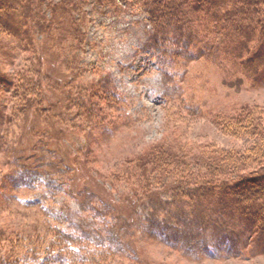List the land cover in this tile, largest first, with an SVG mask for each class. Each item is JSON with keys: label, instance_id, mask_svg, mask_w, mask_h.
<instances>
[{"label": "trees", "instance_id": "trees-1", "mask_svg": "<svg viewBox=\"0 0 264 264\" xmlns=\"http://www.w3.org/2000/svg\"><path fill=\"white\" fill-rule=\"evenodd\" d=\"M87 2L89 0H0V151L1 145L8 143L5 154L8 152L11 162H0V183L8 185L12 191L44 187L55 197L67 194L64 185L68 183L59 185L55 177L69 170L59 168L49 139L36 135L28 151L10 152L8 145L13 144L16 130H22L33 113L47 123L62 121L67 114L64 109L71 106L76 108L78 117L89 121L93 128L102 126L106 118L102 107L96 108L98 114L93 113L83 102L73 98L67 91L69 83L58 88L59 98L64 96L69 106L63 105L62 113L56 116V105L47 104L48 95L40 82L44 59L48 56H54L56 63H60L61 68L66 67L73 78L81 79L86 68L80 59L90 44L85 27L90 22L84 10ZM94 3L117 15L133 9L146 14L145 21L152 27L140 50L153 52L170 104H175L180 94L178 79H183L190 63L202 58L220 65L226 60L255 84L264 81V0H94ZM39 36L44 38L42 42ZM90 84L87 87H91ZM46 86L55 88L51 81H47ZM82 90L88 96L87 88ZM98 90L115 104L117 93L109 80H104ZM10 93L13 96L9 100ZM92 95L90 98L94 101L95 94ZM180 101L185 106L183 99ZM94 104L92 106L96 107ZM115 105L122 112L123 109ZM106 115L109 117L108 112ZM111 120L115 122L109 117ZM235 128L247 131L249 127L239 120V125L231 129ZM250 131L256 137L255 147L263 151V130L253 124ZM249 159L257 161L258 156H249ZM174 160L180 170H165L164 165H158L157 171L154 166L150 173H142L141 161L134 158L121 164H125V168L133 167L135 173L140 170L138 174L130 172L127 178L131 195L126 192L124 203L131 223L117 217V208L107 198L84 188L77 198L84 202L85 209L100 227L97 231L64 232L49 224L43 229L45 236L35 235L30 250L26 252L21 248V254L27 258H20L14 245L0 246V251L8 249L4 253L8 264H104L111 262L112 256L130 251L131 239L140 233L194 261L204 257L227 260L264 255L263 161L257 168L239 170L233 169L231 162L220 154L205 155L196 150L189 157L179 155ZM10 165L12 170L6 173L5 168ZM115 171H127L125 175H129V170ZM29 175L35 176L36 182L27 183ZM162 194L169 196V200L162 199ZM0 197L5 195L1 193ZM93 241L103 252L96 254L88 249Z\"/></svg>", "mask_w": 264, "mask_h": 264}, {"label": "rangeland", "instance_id": "rangeland-1", "mask_svg": "<svg viewBox=\"0 0 264 264\" xmlns=\"http://www.w3.org/2000/svg\"><path fill=\"white\" fill-rule=\"evenodd\" d=\"M84 10L90 20L85 26L90 44L80 59L86 68L81 79L73 78L66 67L61 68L60 63L61 67L56 63L54 56H48L44 59L40 82L48 95L47 104L58 107L54 109L56 116L62 113L60 108L63 105L69 106L64 96L59 98L58 94V88L69 83L67 91L73 98L83 102L93 113L98 114L96 108L102 107L106 118L102 120V126L93 128L89 121L78 117L75 107L69 106V109H64L67 114L62 121L47 123L33 113L23 129L16 130L13 144L8 145L10 152L28 151L38 135V138L49 139L56 151L59 168L69 170L55 177L59 185L68 183V186L64 185L67 194L56 197L44 187L12 191L8 185L0 183V188L3 186L0 195H5L0 197V246L8 248V244L14 245L16 253L21 248L26 252L30 250L35 235L45 236L43 229L49 224L53 229L64 232L97 231L100 227L85 209L84 202L77 198L84 188L107 198L117 208V217L131 223L124 203L126 194L131 195L127 189V178L130 172L138 174L140 170L135 173L133 167L121 166L130 158L141 161L139 168L142 173L149 172L154 166L157 171L161 165L165 170H180V167H175L174 157H189L195 150L205 155L220 154L231 162L233 169H254L261 161L264 163V150L255 147L256 137L250 131L251 125L257 124L264 132V81L255 84L242 71L234 70L226 60L220 65L202 58L190 63L183 79H178L180 94L176 96L175 104H170L153 52L140 50L152 27L145 21L146 14L133 9L127 14L117 15L111 10L96 7L94 0H89ZM38 39L42 42L44 38L39 36ZM104 80H109L117 93L114 102L123 109L122 112L98 90ZM47 81H51L55 88L46 86ZM88 84L91 87H87ZM83 88H87L88 96ZM89 88L95 90L92 93L95 94L94 101H91ZM12 96L10 93L8 99ZM182 99L185 106L180 103ZM107 112L115 122L109 121ZM239 120L248 125L247 131L231 129L239 125ZM262 141L264 146V135ZM7 144L1 145L0 162H10L8 152L5 154ZM249 156H258V160L253 161ZM11 168V165L6 167V173ZM118 169L129 170V175H125L127 171H115ZM35 179L29 175L27 183H34ZM162 197L169 200V196L162 194ZM131 244L130 251L112 256L111 262L104 264H264V255L227 260L204 257L194 261L163 242L140 233L131 239ZM87 247L96 254L103 252L95 241ZM5 248L0 251V264H8V256L4 254L8 249ZM21 252L18 253L20 258H27Z\"/></svg>", "mask_w": 264, "mask_h": 264}]
</instances>
